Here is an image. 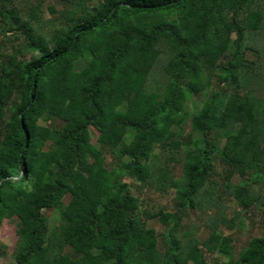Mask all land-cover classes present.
I'll list each match as a JSON object with an SVG mask.
<instances>
[{"label":"trees","instance_id":"16d2710c","mask_svg":"<svg viewBox=\"0 0 264 264\" xmlns=\"http://www.w3.org/2000/svg\"><path fill=\"white\" fill-rule=\"evenodd\" d=\"M253 207L264 225V0H0L6 264H264V231L235 252L222 230Z\"/></svg>","mask_w":264,"mask_h":264},{"label":"rangeland","instance_id":"374dc122","mask_svg":"<svg viewBox=\"0 0 264 264\" xmlns=\"http://www.w3.org/2000/svg\"><path fill=\"white\" fill-rule=\"evenodd\" d=\"M46 1L54 2L55 0ZM49 16V13L43 5V21L47 20ZM32 54L35 55L36 53L32 52ZM193 101L195 104L199 105L201 103L200 96L194 97ZM192 104L193 103L190 102L189 107H192ZM90 132L91 141L95 143L98 132L93 127H90ZM179 172L180 167L179 165H176L173 169V174L178 175ZM128 181H131V179H128ZM133 186L140 189V185L137 182H133ZM143 195L148 196L147 202L150 207L165 205L168 208H171L173 206L171 190L152 188L150 190H143ZM68 197L69 195H65L63 197V201L66 202L68 200ZM235 208L238 209V207H235V205L229 203V205H227V209L225 210V215L231 216ZM43 213L47 216V219L50 223H53L57 220L58 213L56 209L46 208L43 210ZM196 213L197 210H195L194 212H190L189 217L184 218L185 223H193ZM16 224L17 217H11L9 219L3 220L2 224L0 225V264H6L9 260H11V250L16 239ZM148 224L156 227L157 230H160L159 223L156 219L149 220ZM222 230L224 233H230L233 236V245L235 252H237L251 236L261 235L264 231V225L259 221L258 209L256 207H253L251 211L247 213L246 221H244V225L240 230H227L224 227L222 228ZM207 232L208 230L205 227H202L197 232V235L202 238L207 234Z\"/></svg>","mask_w":264,"mask_h":264}]
</instances>
